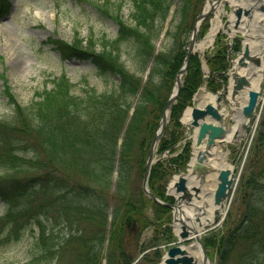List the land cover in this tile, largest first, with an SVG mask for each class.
Listing matches in <instances>:
<instances>
[{"label":"trees","instance_id":"obj_1","mask_svg":"<svg viewBox=\"0 0 264 264\" xmlns=\"http://www.w3.org/2000/svg\"><path fill=\"white\" fill-rule=\"evenodd\" d=\"M129 1L133 23L117 15V35H103L98 50L92 37L85 44L78 35L70 42L48 38L63 59L89 60L100 75L117 76L118 82L111 88L99 90L85 79L77 92L76 84L63 71L48 80L51 86L36 91L34 99L23 104L6 86L13 107L10 118H0V167L22 170V174L0 172V245L30 232L34 252L23 264H130L137 256L135 243L150 226L154 233L144 246L157 248L137 264H157L162 254L159 245L173 238L171 208L150 199L142 181L152 139L187 52L186 34L204 0H177L178 22L168 31L170 46L158 51L155 40L175 1ZM10 6L8 0H0V13ZM208 26L205 20L199 36ZM224 37L220 34L205 55L208 88L213 91L227 82L229 44ZM239 47L236 43L235 48ZM203 82L202 55L195 53L158 145L159 153L169 148L181 150L159 160L149 178L151 191L167 201L173 200L166 193L170 178L177 168L187 167L191 156L190 141L183 142L185 126L180 116ZM91 151L94 156L87 157ZM49 155L54 163L47 161ZM262 157L264 113L229 211L220 227L203 236L217 264H264ZM65 160L70 169L63 173L57 163ZM23 171L34 172L29 175ZM50 195L61 207L53 206Z\"/></svg>","mask_w":264,"mask_h":264},{"label":"rangeland","instance_id":"obj_2","mask_svg":"<svg viewBox=\"0 0 264 264\" xmlns=\"http://www.w3.org/2000/svg\"><path fill=\"white\" fill-rule=\"evenodd\" d=\"M8 1L12 3V6L9 10H4L0 13V118L6 117L8 119L12 116L13 105L9 102L5 85L11 88V91L14 92L18 101L23 104H28L34 99L36 91L43 89L46 85L51 86V82L48 80L54 75H59L63 71H65L72 81L77 84V92L81 90L85 78L98 89L109 88L115 82H118L116 76L100 75L95 65L89 60H82L76 57L63 59L60 53L54 49L52 44L47 40L49 37H57L72 41L76 35H78L84 39L85 44L87 38L92 37L97 43L96 48L98 50L100 49L103 35L109 38H113L117 35L118 23L115 19V15H118L121 20L126 23L133 22L130 17L132 4L129 0ZM174 1V6L170 9V14L162 27L160 35L155 41L156 50H164L170 46L171 38L168 35V31L173 30L178 21V14L176 13L177 0ZM203 5L204 3L201 9ZM219 8L221 12L219 22L223 23L226 17L224 16L223 7ZM256 10L261 13L260 10ZM212 16H216L215 13H213ZM213 21L216 22V19ZM209 24L211 26V21ZM262 26L264 27V18L262 20ZM261 34L264 35V31H262ZM186 35L189 37L190 31L187 32ZM203 35L198 37V41L203 40ZM238 38L241 39L239 36ZM224 40L231 43L228 36H225ZM230 47L229 45V48ZM208 48L209 47H206V50ZM236 54V52H233V58L236 57ZM122 57L124 59L127 58L125 53ZM127 62L130 68L134 69L131 60L128 59ZM257 72L258 75H255V77L260 78L261 76L257 85L261 95L257 110L260 122L264 113V66L257 67ZM256 120L257 119L254 117L250 122L245 138L240 142L234 143V145L227 144L226 148H221L222 153L225 152L226 154L220 156L218 163H229V166L233 167L235 171H237V169L239 171L240 168L244 167L245 163L242 165L244 154L248 147L251 134L254 131ZM92 152L93 151H91L87 157H90L91 154L94 156ZM46 156H48V154H46ZM74 158L75 162H77L75 155ZM47 161L49 163H54L50 155ZM262 161H264V157L260 158V163ZM67 162L68 161L65 160L63 164L57 163V167L63 173L70 169ZM46 169L49 168L46 167ZM76 170L77 169H74V171ZM0 172L10 173L12 171L0 167ZM27 172L30 175L34 171H23V173ZM20 173L22 174V170L20 172L15 170L12 172V174ZM73 179L75 180L76 177ZM239 180H237V185ZM81 181L86 180L81 178ZM211 184H214L212 177L208 180L207 177L203 178L201 183L206 189L212 187ZM48 198L52 200L53 206L56 204L58 207H61V204L55 202L56 198L54 195H50ZM222 223L218 225L217 228L220 227ZM154 229L153 226L146 227L140 234L138 241L135 243L137 256L133 260L134 262H136V259L140 257L142 253H145V251L150 248L148 246H153L150 244L144 246V244L150 240L154 233ZM33 249L34 237L30 232H27L20 240L0 245V264H23L25 261L29 260L34 252ZM164 251L165 248L163 249V252ZM207 253L209 254L208 250ZM145 254H143V256ZM210 258L211 264H217V258L214 259L211 256ZM160 260L161 258L157 261V264H159ZM63 262L60 261L58 264H63ZM130 264H133V262Z\"/></svg>","mask_w":264,"mask_h":264},{"label":"water","instance_id":"obj_3","mask_svg":"<svg viewBox=\"0 0 264 264\" xmlns=\"http://www.w3.org/2000/svg\"><path fill=\"white\" fill-rule=\"evenodd\" d=\"M228 0H216V4L224 3ZM262 0H240V2L245 3V5L239 3L229 2V6L233 14L236 16L231 19H227L223 24V31L227 33L231 38H234L237 33H241L242 37H253L254 35L249 33L251 18L253 17L254 7L259 8L264 11V4L260 3ZM215 3L205 9L201 14H199L193 23L192 34L188 46V52L186 54L184 63L176 74L175 87L171 93L159 122V127L156 131V134L153 138L151 148L148 153L146 169L143 179V189L144 191L152 197L154 200L160 203H164L157 196H155L149 189L148 179L151 172V169L155 162L159 159L156 157L155 151L160 137L162 136L167 122L169 120L170 112L173 103L178 98L182 82L183 74L186 72L191 55L202 48V43H199L196 39L199 27L203 20L209 15V13L216 8ZM230 18L231 15L228 14ZM221 28V27H220ZM212 29V28H211ZM210 29V30H211ZM210 32V31H209ZM261 66L262 59L260 54L252 50L251 44L249 41H244L243 50L239 53V56L236 59L235 65H231L229 69L230 74V83L229 86L232 87L231 96L236 97L238 93L243 92L245 89H248V98L243 107L238 111L242 115L244 120H251L257 109L259 103V90L253 88L251 85V75H253V69L255 66ZM245 70V71H243ZM209 76H205L207 81ZM206 85V84H205ZM200 88L195 96V99L198 100V104H194L192 107H188L186 110H189L191 117L185 119V112L183 113L182 120L188 126V129L192 126L196 128L194 134L191 135L193 142V157L190 164L192 166L189 168L187 173L182 172L177 179H174L168 186V193L176 197V202L174 204H168L174 207L175 212L179 213L183 211V205L191 206L194 205L198 209L200 206L195 202L196 200H203L202 195L200 194L202 189L195 183L191 184L192 177L195 175L198 169L208 168L209 157L215 155L214 148H217L218 145L222 144L225 141H238L240 136L245 135L244 132L235 130L231 136L230 122L235 121L233 116H229L226 121L223 120V113L220 111L219 106H221V99L223 98V93H219L216 98L217 105L211 102L200 103ZM225 99L230 103L227 96ZM207 116L210 117V120H207ZM243 130L248 128L246 122L242 125ZM197 150V151H196ZM217 175V184L214 190V203L217 205L215 209V215L213 219L207 217L206 222L202 223L200 216L197 215L195 218L200 223L201 226L208 228L214 227L218 224L220 220V210L225 206V201L231 200L232 193L230 191L235 188L234 179L235 173L230 167L218 168ZM234 184V186H233ZM204 201V200H203ZM208 203V201H205ZM175 213L174 216V226H176L177 221L181 222V230L176 231L177 240L176 242H186L187 244H173L169 247L164 256L165 264H197V260L191 252L188 251L186 246H194L199 244L202 253H203V262L204 264H211V259L207 254L206 246L202 241V233L195 225H190L184 218L177 217ZM198 214V213H197ZM214 224L213 226H211ZM191 239L194 241L190 242Z\"/></svg>","mask_w":264,"mask_h":264},{"label":"bare ground","instance_id":"obj_4","mask_svg":"<svg viewBox=\"0 0 264 264\" xmlns=\"http://www.w3.org/2000/svg\"><path fill=\"white\" fill-rule=\"evenodd\" d=\"M209 6H210V3L208 1L207 8H209ZM263 18H264V14L253 13V17L251 18V23H250V29L248 31V32H251L252 34L256 33L253 37H248V39L250 41V44H251V47L253 48V50L258 51L260 53L262 59H263V55H264V35L261 34V32L264 31V27L262 26L261 19L263 20ZM212 26L213 27H212L211 32L202 41L203 42L202 43V45H203L202 47H204V48L207 47L208 44L212 43L213 38L215 36V33L217 32L218 27H219V18L216 19V22H213ZM256 72H257V70H256ZM255 75H258V72L257 73L253 72V78L251 80V85H252L253 88H258L257 85H258V82L260 81V78H261L260 75L261 74L259 75L260 78H256ZM247 91H248V89L245 90L240 95H238L239 103H238L237 107L232 102L235 114L237 113L236 111L238 109H241L242 106L246 103V101H247ZM235 104H236V102H235ZM244 122H246L247 125H250L251 120H247L246 121V120L243 119L241 114H237L236 123L234 124L233 130L236 129V128L240 129ZM212 177H213V175H212ZM215 182H216V180L214 181V184H211L212 187H210V197L209 198H211V199L209 200V204L206 205L207 212H206L205 216L202 217L203 221H205L206 216H210L211 218H213L214 215H215L214 213H215V209H216L217 205L214 204L213 195H212L214 187H215ZM205 199H208V196H206ZM226 209H227V205L224 207V211H223V213L221 215L225 214ZM188 212H190V211H188ZM192 222H193V219L190 220V223H192ZM213 225L214 224H212L211 226H213ZM178 228H179V225L177 226V229ZM203 228H205V226L200 228V230L202 229L201 233H203L204 231H207L208 229H210L208 227H206L205 229H203ZM188 249L192 250L191 252L198 259L197 264H204L202 251H201L200 247L197 244H195L194 246L189 245ZM162 264H164V263H162Z\"/></svg>","mask_w":264,"mask_h":264}]
</instances>
